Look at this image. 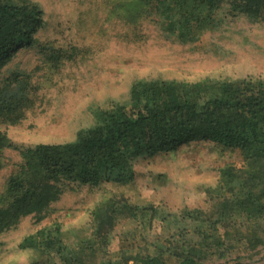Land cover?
I'll use <instances>...</instances> for the list:
<instances>
[{
	"label": "trees",
	"instance_id": "obj_1",
	"mask_svg": "<svg viewBox=\"0 0 264 264\" xmlns=\"http://www.w3.org/2000/svg\"><path fill=\"white\" fill-rule=\"evenodd\" d=\"M226 3L233 16L264 21V0H125V19L141 20L156 11L169 35L195 43L194 32L212 21ZM43 13L32 0H0V75L20 48H29ZM32 75L11 72L0 80V125L21 124L35 107ZM92 123L73 142L38 144L0 189V236L23 219L42 222L66 189L135 182L139 160L169 153L192 141H213L239 151L243 165H225L215 187L207 189L208 209L184 208L171 214L154 205L137 206L111 195L91 211L90 237L65 241L55 222L25 237L23 251L40 256L29 264H209L238 249L264 247V80H139L127 103L91 110ZM10 139L0 131V176ZM121 220L151 227L163 223L165 241L125 244L118 261L104 255ZM129 236V235H128ZM132 239L136 236L130 233ZM154 248V249H152Z\"/></svg>",
	"mask_w": 264,
	"mask_h": 264
},
{
	"label": "rangeland",
	"instance_id": "obj_2",
	"mask_svg": "<svg viewBox=\"0 0 264 264\" xmlns=\"http://www.w3.org/2000/svg\"><path fill=\"white\" fill-rule=\"evenodd\" d=\"M32 1L43 13L41 25L29 48L15 52L0 80L11 72L31 74L35 107L21 124L0 125L10 139L0 189L22 162L23 152L38 144L75 141L77 133L91 125L92 109L127 103L132 85L139 80H264V21L233 16L226 3L212 21L195 30V43L184 44L169 35L156 11L135 22L125 19V0ZM228 164L243 165L239 151L224 150L213 141H192L169 153L145 155L132 184L66 189L46 220L25 218L0 236V264L40 260L33 251L20 250L19 244L55 222L61 224L68 244L88 237L91 211L106 194V198L111 194L132 205H154L173 215L184 208L206 210L210 207L207 189L216 186L220 170ZM164 227L160 222L144 227L121 220L101 259L106 254L118 261L125 244L140 249L145 241H165ZM239 250L226 260L211 258L209 264H264V247L254 253ZM169 264L180 263L173 259Z\"/></svg>",
	"mask_w": 264,
	"mask_h": 264
}]
</instances>
